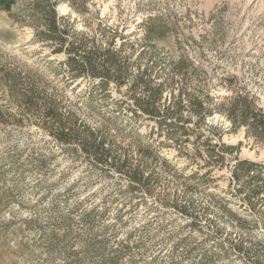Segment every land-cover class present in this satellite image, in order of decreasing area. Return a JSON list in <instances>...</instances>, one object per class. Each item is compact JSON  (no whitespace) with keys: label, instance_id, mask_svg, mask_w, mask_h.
Returning a JSON list of instances; mask_svg holds the SVG:
<instances>
[{"label":"rangeland","instance_id":"1","mask_svg":"<svg viewBox=\"0 0 264 264\" xmlns=\"http://www.w3.org/2000/svg\"><path fill=\"white\" fill-rule=\"evenodd\" d=\"M0 67V264H264V0H0Z\"/></svg>","mask_w":264,"mask_h":264},{"label":"trees","instance_id":"2","mask_svg":"<svg viewBox=\"0 0 264 264\" xmlns=\"http://www.w3.org/2000/svg\"><path fill=\"white\" fill-rule=\"evenodd\" d=\"M53 13V11H52ZM52 32H58V28L53 24L51 26ZM54 30V31H53ZM50 37H53L52 35ZM62 48L60 46L58 49ZM66 51V49H65ZM2 67H0L1 69ZM2 70V69H1ZM3 71V72H2ZM1 72V79H3L9 86V91L11 93V96L16 97L21 100H31L33 98L34 92L36 91L34 87H28L27 89L19 90L17 89L15 83L16 79L20 76V74H16L14 70H2ZM245 97H239V101L233 103L229 110H228V117L234 124H239L247 127V132L250 133L251 130L255 131L257 135H260L262 132H264V128L262 124L263 117L261 116L260 110L255 109L254 107L250 105H246V101L244 103L241 102V100H247ZM249 118H252L251 121H249ZM63 138V137H62ZM66 138V137H65ZM68 138V136H67ZM249 164V162H245ZM250 166H253V164H249Z\"/></svg>","mask_w":264,"mask_h":264}]
</instances>
